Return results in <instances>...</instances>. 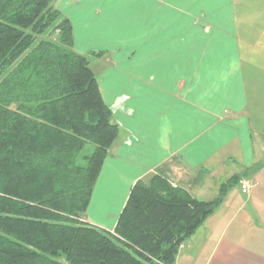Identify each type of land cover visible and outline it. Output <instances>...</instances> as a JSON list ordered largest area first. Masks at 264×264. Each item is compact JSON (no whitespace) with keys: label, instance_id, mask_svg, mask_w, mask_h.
I'll return each mask as SVG.
<instances>
[{"label":"crops","instance_id":"obj_1","mask_svg":"<svg viewBox=\"0 0 264 264\" xmlns=\"http://www.w3.org/2000/svg\"><path fill=\"white\" fill-rule=\"evenodd\" d=\"M51 4L77 53H103L92 68L120 128L84 220L113 231L152 174L200 200L227 184L175 264H264V0Z\"/></svg>","mask_w":264,"mask_h":264},{"label":"trees","instance_id":"obj_2","mask_svg":"<svg viewBox=\"0 0 264 264\" xmlns=\"http://www.w3.org/2000/svg\"><path fill=\"white\" fill-rule=\"evenodd\" d=\"M51 0H0V264H175L221 203L158 174L112 231L84 220L119 125ZM236 181V180H235Z\"/></svg>","mask_w":264,"mask_h":264},{"label":"built area","instance_id":"obj_3","mask_svg":"<svg viewBox=\"0 0 264 264\" xmlns=\"http://www.w3.org/2000/svg\"><path fill=\"white\" fill-rule=\"evenodd\" d=\"M253 186H254V183L250 178H242L240 180L241 192L244 194H248L251 188H253Z\"/></svg>","mask_w":264,"mask_h":264},{"label":"rangeland","instance_id":"obj_4","mask_svg":"<svg viewBox=\"0 0 264 264\" xmlns=\"http://www.w3.org/2000/svg\"><path fill=\"white\" fill-rule=\"evenodd\" d=\"M239 185H240V182H239Z\"/></svg>","mask_w":264,"mask_h":264}]
</instances>
